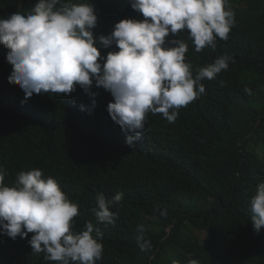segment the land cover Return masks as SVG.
<instances>
[{
    "label": "trees",
    "instance_id": "1",
    "mask_svg": "<svg viewBox=\"0 0 264 264\" xmlns=\"http://www.w3.org/2000/svg\"><path fill=\"white\" fill-rule=\"evenodd\" d=\"M37 2L0 0V18L26 15ZM73 2L94 6V37L109 35L122 19H144L130 0ZM228 6L235 23L227 41L217 37L214 49L197 52L188 31L166 40L168 46L175 38L186 42L185 59L194 76L223 54L233 57L228 69L203 80L205 93L180 108L174 123L148 113L143 136L133 146L107 111L114 100L110 92L107 102L92 88L95 97L78 87L70 94L33 93L26 99L20 86L8 81L13 70L6 59L9 49L0 44L4 183L13 186L20 172L33 169L57 180L78 205L73 231L90 221L102 232L103 253L96 264H188L191 259L264 264V227L255 231L250 211L256 187L264 182V0H228ZM97 46L102 57L118 51L115 43ZM101 193L109 199L123 193L110 209L116 213L114 224L95 216ZM139 226L151 240L148 251L138 246ZM31 236L18 241L0 233V264H60L46 260L43 252L33 253Z\"/></svg>",
    "mask_w": 264,
    "mask_h": 264
},
{
    "label": "clouds",
    "instance_id": "2",
    "mask_svg": "<svg viewBox=\"0 0 264 264\" xmlns=\"http://www.w3.org/2000/svg\"><path fill=\"white\" fill-rule=\"evenodd\" d=\"M130 4L144 19H122L109 35L98 37L92 31L97 15L90 2L38 0L26 15L15 12L0 18V44L9 49L6 59L13 68L9 83L18 84L26 99L33 93L70 94L78 87L92 97L102 94L107 102L106 91L110 92L114 100L107 111L125 132L129 146L142 138L148 113L162 114L174 123L180 108L205 93L201 82L227 70L233 57L220 55L194 76L185 59L188 45L175 38L168 46L169 34L177 37L188 31L197 52L214 49L217 37L227 41L235 12L228 0H130ZM97 42L104 48L115 43L118 51L102 57ZM95 105L93 98L92 108ZM122 198L123 193L111 199L98 194L93 209L97 220L114 224L116 213L110 209ZM250 211L259 232L264 227V182L256 187ZM78 214V205L57 180L43 178L42 170L22 171L8 186L0 167V233L18 241L32 233L33 253L43 252L46 260L60 264H96L103 253L102 232L90 221L83 230L73 231ZM161 215L167 216V211ZM143 231L139 226L136 240L141 251H148L152 243ZM188 264L200 262L191 259Z\"/></svg>",
    "mask_w": 264,
    "mask_h": 264
},
{
    "label": "rangeland",
    "instance_id": "3",
    "mask_svg": "<svg viewBox=\"0 0 264 264\" xmlns=\"http://www.w3.org/2000/svg\"><path fill=\"white\" fill-rule=\"evenodd\" d=\"M231 10H232V9H231ZM194 233L199 234V236L204 235L202 232H200V231H198V230H195V229H194Z\"/></svg>",
    "mask_w": 264,
    "mask_h": 264
}]
</instances>
